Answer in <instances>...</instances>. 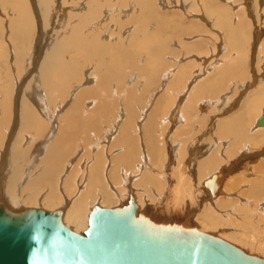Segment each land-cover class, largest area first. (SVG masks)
I'll list each match as a JSON object with an SVG mask.
<instances>
[{"label": "bare ground", "instance_id": "bare-ground-1", "mask_svg": "<svg viewBox=\"0 0 264 264\" xmlns=\"http://www.w3.org/2000/svg\"><path fill=\"white\" fill-rule=\"evenodd\" d=\"M246 1L177 0L170 23L152 0H0V206L81 234L136 205L264 259V29Z\"/></svg>", "mask_w": 264, "mask_h": 264}, {"label": "water", "instance_id": "water-1", "mask_svg": "<svg viewBox=\"0 0 264 264\" xmlns=\"http://www.w3.org/2000/svg\"><path fill=\"white\" fill-rule=\"evenodd\" d=\"M136 213V205L98 210L79 234L60 212L0 206V264H264L216 236L154 226Z\"/></svg>", "mask_w": 264, "mask_h": 264}, {"label": "rangeland", "instance_id": "rangeland-1", "mask_svg": "<svg viewBox=\"0 0 264 264\" xmlns=\"http://www.w3.org/2000/svg\"><path fill=\"white\" fill-rule=\"evenodd\" d=\"M152 1H157V5H159V3L161 2L162 4H163V7L166 5V6H169V11H167L168 10V8L167 9H165L166 11H164V10H159V13H160V15H162L163 17L165 16V17H168L169 18V22L171 23V14H173L172 12H175L176 10L175 9H173L172 10V12H171V7H173L174 5H175V2L177 1V0H152ZM252 1H255V0H247L246 1V3H249L248 5L249 6H251V12H252V14H254L253 15V19L254 20H256V24L258 25L257 27H259V28H261V29H264V3H263V0H256L255 1V3L257 2L258 3V8L255 6V10L254 9H252ZM174 2V4H172ZM156 3V2H155ZM160 3V4H161ZM252 4V5H251ZM229 8L232 10V8L229 6ZM256 9L258 10L257 12H255L256 11ZM167 13H168V15H167ZM247 13H248V9H247ZM165 14V15H164ZM198 14H200V13H198ZM258 17V18H257ZM178 18V17H177ZM176 17H174V19H177ZM258 20V21H257ZM263 21V22H262ZM189 22H190V20L188 19V22H187V19H186V24L187 25H189ZM246 26H248V25H246ZM252 24L250 25V27L248 28V29H245L244 30V32H245V36L246 35H249V33H251V30H252ZM247 28V27H246ZM254 28V27H253ZM33 47L35 48V44L33 45ZM245 48H247L246 46H245ZM197 50H201V49H198L197 48ZM174 51H176V49H174ZM179 51V50H178ZM178 51H176V52H174V54L173 55H175V56H179V52ZM176 53H178V55H176ZM174 64V63H173ZM258 66H260V67H258ZM33 67H30V71L29 72H33ZM255 70H256V73H258V74H264V59H261V61H260V64L259 65H257L256 66V68H255ZM257 74V75H258ZM242 76V77H241ZM240 77V80L239 81H244V79L246 80V79H248V77H246L245 75H240L239 76ZM154 90V89H153Z\"/></svg>", "mask_w": 264, "mask_h": 264}]
</instances>
